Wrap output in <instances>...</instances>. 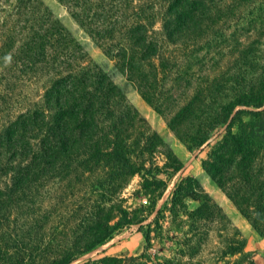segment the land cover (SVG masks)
Listing matches in <instances>:
<instances>
[{
	"label": "trees",
	"instance_id": "1",
	"mask_svg": "<svg viewBox=\"0 0 264 264\" xmlns=\"http://www.w3.org/2000/svg\"><path fill=\"white\" fill-rule=\"evenodd\" d=\"M58 1L115 73L95 63L42 0H0V264H71L143 222L121 204L133 177L157 203L168 187L160 176L182 168L117 75L195 148L225 127L203 167L264 235V127L254 121L262 114L238 109L264 107V86L233 71L241 41L226 31L243 0ZM184 183L197 182L183 180L174 201ZM221 211L204 203L193 215ZM144 234L150 247L152 230ZM226 243V256L244 251L243 239ZM256 259L247 254L238 264Z\"/></svg>",
	"mask_w": 264,
	"mask_h": 264
},
{
	"label": "rangeland",
	"instance_id": "2",
	"mask_svg": "<svg viewBox=\"0 0 264 264\" xmlns=\"http://www.w3.org/2000/svg\"><path fill=\"white\" fill-rule=\"evenodd\" d=\"M42 1L88 51L95 63L115 73L114 61L72 18L65 6L58 0ZM236 18L237 22H231L226 30L229 35L235 32L241 41L238 53L233 56L240 59V64L233 71H241L247 79L246 84L250 80H257L256 85L264 86V0H243L236 12ZM159 26L157 25V28ZM115 81L124 89L130 103L169 146L182 168L170 177L160 176L168 182V187L156 204L140 193L141 178L133 177L121 195V204L129 212L136 210L138 216L144 219L143 222L124 227L104 245L82 255L71 264H98V261L105 257L123 259V264H133L134 259L137 263L147 264L165 260L179 264H238L247 254H254L257 258L256 264H261L264 261V235L252 227L203 167L216 142L227 134L225 127L216 133L208 144L195 148L187 139L176 136L167 124L165 116L145 101L135 88L129 86L125 78L117 75ZM238 109L261 113L262 115L254 118V121L264 127V107L255 109L242 106ZM243 119L246 122L251 121L250 116L246 114ZM239 127L240 124L236 121L233 133L236 134ZM157 162L162 166L166 158L158 155ZM186 178H191L197 183H184L181 196L174 201L176 189ZM204 203L220 208L224 216L218 217L209 213L208 217L199 219L193 215ZM141 226L144 228L143 232L139 230ZM149 229L152 230L150 247L144 234ZM231 238L243 239L244 251L226 256V241ZM57 244L56 242L55 246ZM190 245H193L195 250H192Z\"/></svg>",
	"mask_w": 264,
	"mask_h": 264
}]
</instances>
